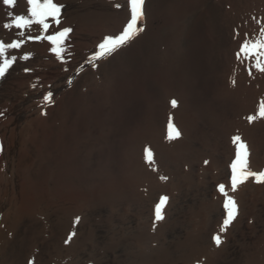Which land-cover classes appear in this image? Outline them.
Masks as SVG:
<instances>
[{
	"label": "bare ground",
	"instance_id": "6f19581e",
	"mask_svg": "<svg viewBox=\"0 0 264 264\" xmlns=\"http://www.w3.org/2000/svg\"><path fill=\"white\" fill-rule=\"evenodd\" d=\"M55 2L62 5L58 17L61 23L57 25L49 18L50 28L47 33L44 32L47 35L62 31L64 28L71 29L78 22L81 29L84 28L91 34L99 32L98 27L100 26L98 24L105 21L108 23L109 21L117 22L118 29L121 30L130 16L127 0H55ZM246 2L237 7L236 16L230 18L234 20L233 23L240 33L238 38L233 40L231 47L228 48L224 62L220 66L218 65L221 67L220 72L216 75L211 89L212 94H209L205 107L203 105L204 111H201L203 116H199L200 113L197 116L188 114L184 99L186 98L184 94L188 92L186 91V84L171 85L169 92L173 96L171 98L164 97L166 104L160 110L161 117L147 118L150 119L149 121L144 120L142 129L136 134V141L142 147L147 145L144 149L151 151V162L146 159V150L138 160L135 155L137 154L139 157L141 152L134 148L129 156V162H125L121 166V171L117 172L116 178L121 184L108 186L104 189L100 186L102 189H97L99 195L96 197L93 195L94 202H99L102 206L107 207L109 213L102 222L105 224L104 235L100 236L104 241L103 246L93 249L92 254H87L82 259L84 264H264V183H256L253 178H249L238 186L237 191L231 192L229 190V194L235 198L238 205V214L223 232L220 229L226 215L223 208L224 198L220 193L215 194L213 187L214 182L218 183L219 181H225L226 186H229L227 180L229 178L227 177H229L230 170L228 168L230 167L228 164L235 155L236 145L232 138L236 135H239L247 144L250 169L253 171L264 170V117L259 116V106L261 101H264V72L257 70V68L254 69V60L241 62L236 56L245 35L249 38L258 37L260 28L264 24V9H261L263 11L258 12V14L256 12L260 10V7L256 6L257 11L254 12L256 8L254 6L250 8L248 1ZM252 3L256 5L254 2ZM150 6L151 0H144V15L148 13L151 19ZM27 8L26 0H16L15 7H9L3 4V0H0V39L6 42L21 39L24 41L22 46L27 42H32L29 63L37 70L38 66L44 67L46 65L45 53L47 51L43 55L34 54L35 51H38L39 46L31 41L32 39H28V36L33 37L37 30H43L42 26L32 25L30 31L9 30L3 27L12 19L9 16L10 12L17 15L27 14ZM64 8L65 11H63ZM258 15L262 17H258ZM142 19L141 25L144 22ZM81 29L79 31L77 29L79 34L82 33ZM180 29V26L175 24L172 35L174 42L179 40ZM119 30L116 32L119 33ZM21 31L25 32L24 36L19 35ZM79 44L81 43L79 42ZM78 46L79 48L82 47ZM63 55L65 54L63 53ZM29 74H31L30 71ZM86 75L89 76L87 73ZM30 76L32 79V75ZM33 82L32 84H34ZM30 86L33 85L30 84ZM168 98L177 101L175 108L172 107L171 103H167L166 99ZM252 115L256 116V119L249 122L247 117ZM169 121L179 130V137L168 138ZM199 121H202L204 126L201 124L200 126ZM69 156L71 157V155ZM126 163H128L127 167ZM195 172H198L196 177L192 176ZM208 175H210L211 180H207L206 176ZM161 177H167V179H161ZM50 178L46 183L53 180ZM62 186L58 187V191L60 190L62 194L60 196L61 204L58 208H50L52 214L47 212L50 216L47 215L46 211L44 212L40 219L43 226H20L21 221L16 216L23 215V211L26 210L25 207L31 202L29 198L27 199L28 190L32 187L31 181H26L25 185L22 186L25 190L21 193L10 194L12 196L8 200L7 207H5L8 212L6 215L4 214V217L2 216L5 223L4 226H0V264H59L60 262L66 264L72 252L84 253L92 237L87 235L88 237L85 239L83 235L86 232L85 230L83 232L82 226H93V224H90L92 222L89 218L84 217V214L78 210L76 198L71 200H69L70 196L66 198L69 193L65 192L66 188L65 191L60 189ZM69 186L71 188V185ZM74 188L70 192L77 190L76 187ZM19 194L20 200L17 198ZM162 196H167L168 200L162 207L164 218L158 221L152 211L155 208V200ZM103 200L106 202L102 203ZM68 203L71 205L67 206ZM129 204L141 205L140 208L142 209L140 212L138 211L139 216H130L131 214L128 215L123 212V209H120V207L125 208ZM20 208L21 210H19ZM132 208L130 209L132 210ZM253 215L257 220L256 223L249 222ZM77 217H79L78 222L76 221ZM109 226H112L111 229ZM245 226L247 227L245 228ZM168 233L171 236L169 235L170 239L167 240L165 236ZM216 234L221 236L222 242L219 246L213 240V236ZM69 236H71L70 240L68 239ZM224 244L227 249L223 247ZM109 251H111L110 256L107 254ZM97 252H100V256L98 255L99 257L94 260L93 256H97ZM53 255L59 257L57 263L47 261V258L51 259ZM106 257L108 260L104 261ZM79 259L78 257L76 261Z\"/></svg>",
	"mask_w": 264,
	"mask_h": 264
},
{
	"label": "rangeland",
	"instance_id": "374dc122",
	"mask_svg": "<svg viewBox=\"0 0 264 264\" xmlns=\"http://www.w3.org/2000/svg\"><path fill=\"white\" fill-rule=\"evenodd\" d=\"M246 1L250 8L253 6L256 8L254 12L257 11V7H260V10L264 9V0H151V19L148 13L142 19L144 31L105 58L92 59L99 51L98 45L106 36L116 35L122 31L118 29L119 25L115 21L107 20L109 23L105 21L98 24L100 26L98 34H91L84 28L81 29L79 22L75 23L61 44L64 47L60 46L64 48L60 57L52 53L53 45L46 38L37 41L32 39L31 41L39 46L38 51L41 50L35 51L34 54L43 55L47 51L46 65L38 66L37 70L29 63L32 42H27L20 49L9 50L17 59L4 76L0 77V226H4L5 223L3 217L8 212L5 207L12 196L10 194L14 192L18 194L25 190L22 186L26 181L32 182L27 194V199L29 198L31 202L25 207L23 215H16L21 221L20 226H43L40 219L44 212L49 211L52 214L50 208H58L61 204L62 194L58 187L63 185L60 189L65 191L66 188L65 192L69 193L66 198L69 196V200L76 198L78 210L84 217L89 218L92 222L90 224H93L82 226L83 232L84 230L86 232L83 235L85 239L88 236L92 237L84 253L72 252L74 254L71 253V257L68 258L71 262L66 261V264H84L82 259L87 254H92L93 249L103 246L104 241L100 236L104 235L105 224L102 222L109 213L107 207L94 202L93 195L95 197L99 195L97 189L121 184L116 178L117 172L121 171V166L125 162H129V156L134 148L141 152L139 157L135 155L138 160L144 153L145 146L142 147L136 141V134L142 129L144 120L161 117L160 110L166 104L164 99L173 96L169 92L171 85L186 84L188 92L184 94L186 97L184 99L188 114L197 116L200 113L199 116H203L201 112L204 111L203 105L205 107L207 99L212 94V86L217 73L220 72L221 67L218 65L224 62L228 48L240 33L231 19L237 14V7L247 3ZM65 10L64 8L63 11ZM260 10L256 13L263 11ZM175 24L181 29L179 40L174 42L172 35ZM76 28L78 31L81 29L82 33L79 34ZM87 33L88 36H85ZM37 35L47 36L43 30H37L33 37ZM77 45L82 47L79 48ZM24 56L29 60L24 59ZM49 92L52 99L46 100L45 95L48 96ZM169 98L166 99L167 103L171 101ZM201 122H198L199 125H203ZM234 158L230 160L229 167ZM228 169L230 173L227 178L230 179L231 167ZM192 176H198V172ZM49 177L53 180L46 183ZM206 177L207 180H211L210 175ZM229 179L227 180L230 185ZM219 183L226 185L225 181L214 182L215 194L219 193L217 191ZM74 187L77 190L70 192L71 189H75ZM17 198L21 199L20 194ZM56 198L58 200H55ZM159 202L160 197L155 200V206ZM138 205L129 204L120 209L128 215L131 214L130 216H135L142 209L141 205ZM152 213L155 214V208ZM47 215L50 216L48 213ZM51 217L49 218L52 220ZM250 220V223L257 222L255 215L250 217ZM109 227L111 229L112 226ZM77 229L79 231V228ZM169 235L171 236L168 233L165 239H170ZM165 239L163 240L166 241ZM223 247L226 248V245ZM110 252L107 253L108 256ZM96 255L93 256L94 260L100 256V252ZM78 257L80 259L76 261ZM58 258L57 255H53L51 259L48 257L47 261L57 263ZM107 260L108 257L104 261ZM61 263L63 262L59 264Z\"/></svg>",
	"mask_w": 264,
	"mask_h": 264
},
{
	"label": "snow or ice",
	"instance_id": "6c2138e0",
	"mask_svg": "<svg viewBox=\"0 0 264 264\" xmlns=\"http://www.w3.org/2000/svg\"><path fill=\"white\" fill-rule=\"evenodd\" d=\"M28 8L27 14H14L9 13L12 17L9 23L3 25L4 28L9 30L12 29H23L31 30L32 25L42 26L44 32H48L50 28L49 18H51L55 24L59 25V14L61 11V4L55 2V0H26ZM3 4L9 7H15L16 0H3ZM127 4L130 11L129 19L126 21L125 26L119 34L106 36L102 43L98 45L99 51L94 54L92 59H100L110 56L112 53L117 51L120 47L126 45L131 41L136 35L142 32L143 26L140 21L144 15L143 5L144 0H127ZM119 7V5H117ZM71 31L70 28H64L62 31H57L54 34H49L46 37H41L37 35L36 37L28 36V39H47L52 45V51L58 56H61L63 49L60 47L67 33ZM20 36H24L25 32H19ZM24 41L21 39H13L6 42L0 39V77H3L5 72L11 65L16 61V55L9 53L10 49H20ZM237 59L241 62L246 60H254L255 67L264 72V24L260 28L258 37L249 38L247 35L243 38L240 43L239 49L236 53ZM62 58V57H61ZM27 59V56H24ZM51 93L45 97L46 100H50ZM173 108L176 107L177 101L175 99L170 101ZM259 116L264 117V101H261L259 106ZM249 122L256 119V116H248ZM180 132L175 128V126L169 121L168 124V138L172 139L174 137H179ZM233 143L236 145L235 158L231 162V176L230 185L225 184L218 185V191L223 196V208L225 210V218L221 225L220 231L223 232L231 224V222L236 218L238 214V205L233 196L229 194L235 192L238 186L246 182L249 178H253L256 183H264V170L253 171L249 167V151L247 144L241 139L239 135L232 138ZM152 153L150 150L146 149V159L151 162ZM207 163V161H205ZM161 179H167V177H161ZM168 200L167 196H162L160 202L155 206V218L156 220H162L164 217L162 215V207ZM79 221V217L76 218ZM75 235V233H72ZM71 239V236L68 238ZM213 240L216 245L219 246L222 242L221 236L216 234L213 236ZM67 242V241H66Z\"/></svg>",
	"mask_w": 264,
	"mask_h": 264
}]
</instances>
